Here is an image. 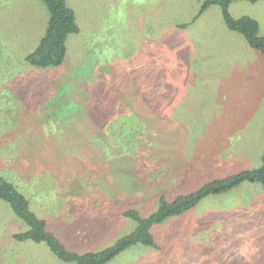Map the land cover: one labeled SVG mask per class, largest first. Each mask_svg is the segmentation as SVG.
I'll use <instances>...</instances> for the list:
<instances>
[{"label": "rangeland", "instance_id": "374dc122", "mask_svg": "<svg viewBox=\"0 0 264 264\" xmlns=\"http://www.w3.org/2000/svg\"><path fill=\"white\" fill-rule=\"evenodd\" d=\"M66 1L80 31L60 66L36 67L25 56L45 31L44 3L0 0V174L29 183L31 207L69 249H104L134 229L125 209L146 217L162 196L260 165L264 56L217 5L198 15L203 0ZM229 12L264 35V0ZM24 229L0 200V264H73L12 238ZM150 231L156 247L104 264H264V191L244 181Z\"/></svg>", "mask_w": 264, "mask_h": 264}, {"label": "trees", "instance_id": "16d2710c", "mask_svg": "<svg viewBox=\"0 0 264 264\" xmlns=\"http://www.w3.org/2000/svg\"><path fill=\"white\" fill-rule=\"evenodd\" d=\"M48 13L47 25L35 48L25 56V60L36 67L60 66L67 54V38L78 33L80 27L76 21L75 11L66 0H41ZM233 0H203L198 12L200 15L210 5L220 9L224 24L229 30L240 33L252 48L264 56V35L259 32L258 21L249 16L233 17L229 5ZM255 2L257 0H248ZM259 182L264 191V148L261 163L253 169H244L237 173L205 182L198 189L176 196L172 200L160 197L158 208L146 217L136 209H125L123 215L133 219V230L120 236L111 245L101 250L77 252L66 244L47 226L45 218L31 207L29 183L26 187L19 185L12 176L0 174V200L4 202L26 225V229L12 234L17 241L30 240L43 242L54 256L73 264H104L124 249L141 244L156 247L150 231L153 224L160 223L170 216L180 215L195 206L203 198L233 189L242 182ZM34 207V206H33ZM37 212V213H36Z\"/></svg>", "mask_w": 264, "mask_h": 264}, {"label": "crops", "instance_id": "0c3cea01", "mask_svg": "<svg viewBox=\"0 0 264 264\" xmlns=\"http://www.w3.org/2000/svg\"><path fill=\"white\" fill-rule=\"evenodd\" d=\"M233 142H231L233 145H236V144H238V142H236V141H234V140H232ZM222 142H219L218 143V149H220V148H222ZM231 144H226L225 146H224V148L223 149H228L227 151H226V153L225 154H229V151H230V148H231ZM232 148H233V146H232ZM264 148V147H263ZM262 155V154H261ZM219 157H218V163L219 164H221V161H222V153H219V155H218ZM248 169H250V168H248ZM251 169H253V168H251ZM244 170V169H243ZM217 178V177H216ZM209 181V180H208ZM231 190H234V188L233 189H231ZM231 190H229V191H231ZM228 191V192H229ZM224 193H227V191L226 192H224ZM223 193V194H224ZM194 207V206H193ZM199 215H194V216H191V218L192 219H194V221L195 222H197L198 220H201V217H198Z\"/></svg>", "mask_w": 264, "mask_h": 264}]
</instances>
